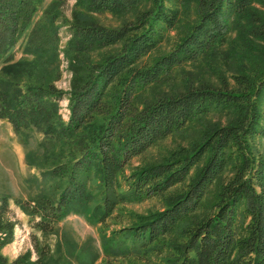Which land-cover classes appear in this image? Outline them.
<instances>
[{"label": "trees", "instance_id": "1", "mask_svg": "<svg viewBox=\"0 0 264 264\" xmlns=\"http://www.w3.org/2000/svg\"><path fill=\"white\" fill-rule=\"evenodd\" d=\"M41 1L0 0V60L5 57L6 63L0 70V117L17 133L36 129L53 145L72 148L68 161L60 159L45 173L65 179L56 200L40 197L34 206L22 204L39 216L35 226L52 232L59 219L89 205L88 180L94 172L103 188L96 207L102 221L126 200H165L162 210L137 215L123 227L120 233L132 246L122 253L154 252L163 255L165 264H264V155L253 145L264 141V72L235 74L236 86L187 82L172 94L142 98L145 89L168 79L177 67L209 55L244 21L250 36L264 40V17L252 9L260 0H188L197 5L196 21L169 53L151 63L144 58L180 19L171 0H79L85 12L74 15L66 55L74 70L82 69L72 84L67 122L59 114L64 92L30 80L43 64L58 61L55 15L36 24L27 37L24 51L33 60L12 63L6 57ZM141 2L149 6L138 9ZM131 11L134 18L116 27L93 17ZM103 49L112 50L96 61H83ZM214 113L232 119L207 125L200 140L179 146L162 161L125 172L160 140ZM1 205L5 236L0 249L14 232V224L2 218L7 199ZM0 264L26 263L10 262L0 253Z\"/></svg>", "mask_w": 264, "mask_h": 264}, {"label": "rangeland", "instance_id": "2", "mask_svg": "<svg viewBox=\"0 0 264 264\" xmlns=\"http://www.w3.org/2000/svg\"><path fill=\"white\" fill-rule=\"evenodd\" d=\"M170 4L179 9V22L176 28L165 32L162 42L144 58V62L151 63L169 53L177 39L197 19L195 2L171 0ZM148 6L141 2L138 9ZM252 9L264 17V0L255 3ZM78 11L85 12L79 0H42L35 7L29 25L6 56L12 59V63L23 59L33 60V56L24 51L27 37L36 24H45L55 15L58 61L43 64L42 71L30 80L35 83H52L64 92L59 106V114L64 122L70 116L72 84L82 69L80 66L74 70L66 55L68 41L72 36L71 22ZM134 15V11H131L123 15L94 14L93 17L105 26L116 27L133 19ZM247 25L245 21L236 25L209 55L177 67L168 79L145 89L142 98L150 100L158 94H172L183 90L187 82H208L215 86L227 82L236 86L233 75L264 72V40L250 36ZM111 50L93 51L86 54L83 61H96ZM4 59L0 60V70L6 64ZM231 119V116L219 113L195 118L184 129L160 140L143 155L134 158L125 172L129 174L135 167L162 161L179 146H189L200 140L207 125L226 124ZM253 145L264 155V141L257 139ZM71 149L68 144L53 145L46 141L44 133L36 129L17 133L9 120L0 117V207L2 199H7L8 206L3 209L2 218L14 224L13 237L1 247L0 253L10 262L22 259L26 264H165L163 255L154 252L141 250L137 253L130 250L122 253L125 247L132 246V241L120 233L123 227L135 222L137 215L162 210L165 200H126L117 206L112 216L102 221L96 207L102 203L103 188L94 172L88 180V191L91 194L89 205L72 210L59 219L52 232H44L35 226L39 216L27 213L22 204L34 206V201L40 197L56 200L65 179L51 178L45 173L60 159L61 162L68 161L72 155ZM4 236V233H0V237Z\"/></svg>", "mask_w": 264, "mask_h": 264}]
</instances>
